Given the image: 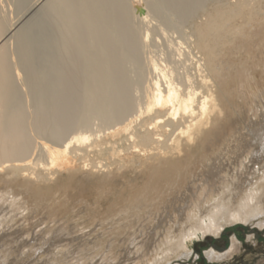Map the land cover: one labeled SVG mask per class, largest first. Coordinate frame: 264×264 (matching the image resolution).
I'll return each mask as SVG.
<instances>
[{
	"label": "bare ground",
	"instance_id": "obj_1",
	"mask_svg": "<svg viewBox=\"0 0 264 264\" xmlns=\"http://www.w3.org/2000/svg\"><path fill=\"white\" fill-rule=\"evenodd\" d=\"M36 1L0 0V44L12 35L11 28L21 20L22 10L33 9ZM261 1L243 0L225 11H215L216 15L207 13L206 20L193 24L191 31L181 40L170 30L174 33L180 30L182 23L198 12L205 0H49L37 16L34 14L29 20H23L27 22L15 31V45L4 43L6 45L0 52V184L5 185L3 190L0 189V264H28L25 261L26 246L19 240L20 235L9 238L13 235L10 222L20 215V198L10 184L14 180H28L25 178L31 175L29 171L22 173L10 168L16 165V161L21 164L24 159L29 161L34 157L33 154L37 156V138L47 137L60 144L58 142L67 133L74 132L70 131L72 128H88L90 119L96 115L105 123L113 124L109 127H115L114 132L121 128L128 130L144 113L153 114L152 128L164 131L168 130L167 127L172 128L166 142L161 139L164 147L159 142L164 151L153 154L156 158L155 162L153 160V175L159 172L172 175V171L180 170L186 164L194 146L204 148L214 139V131L227 114L221 97L225 72L217 61L220 48L226 50L230 44L235 46L244 34L243 29L254 19H264ZM133 2L135 7L143 9L139 16L131 7ZM4 7L13 9V12L15 9V15L12 12L13 16H4ZM149 38L163 43L165 47L161 43L157 45L166 49L163 48L164 56L159 58L161 53L158 58L157 54L148 57L146 41ZM24 87L33 96L31 101L29 94L32 111L23 105L26 91L21 93L20 88L24 90ZM138 90L142 93L136 92ZM134 92L137 96L142 95L133 98ZM263 112L260 110L254 115L247 131L238 130L227 138L224 148L213 158L205 157L204 170L187 177L185 205L180 206L178 216L169 215L167 221L168 216L162 217L149 227L158 238L144 264H167L174 257L189 256L194 239L208 234L217 236L229 225L240 222L264 228V147L261 144L253 147L257 140H253V135L257 134L256 131H264ZM259 115L263 117L256 121ZM257 125L262 128L255 129ZM109 127L107 130L110 131ZM101 132L97 134L100 136ZM75 133L59 145L62 156L55 157L53 150L48 154L50 161L47 165H73V158L69 155L71 146L83 144L91 136ZM35 160H31L33 164L35 162L34 168L39 162ZM146 165L150 167L151 163ZM138 174L137 178H140ZM141 175L144 177L145 171ZM142 233L146 234L144 230ZM230 241L227 251L218 252L211 248L206 251L207 257L211 261L231 257L238 251L240 242L236 236ZM140 243L142 241L138 243L137 237L130 239L135 251ZM53 261L55 264L60 262ZM98 262L90 263L104 264ZM42 263L47 261L42 260Z\"/></svg>",
	"mask_w": 264,
	"mask_h": 264
},
{
	"label": "rangeland",
	"instance_id": "obj_2",
	"mask_svg": "<svg viewBox=\"0 0 264 264\" xmlns=\"http://www.w3.org/2000/svg\"><path fill=\"white\" fill-rule=\"evenodd\" d=\"M226 1L227 3L225 4ZM240 1L243 0H205L198 12L190 20L188 19L182 23L181 31L175 30L176 33H174L173 30H170V33L172 35L174 34L173 36L175 38L177 37L181 40V37H185L191 31L193 24H199L206 20L207 13L211 12L213 15H216L218 10L219 12H222V10L225 11L228 7H234ZM223 2L224 4H222ZM261 2L264 8V0ZM47 4H49V0H37L36 6L34 5L33 9L29 11L23 9L24 13H28L24 14L22 10L19 18L21 20H18L12 26V35L0 44V52L7 43L12 46L15 45V31L27 22L23 20H29L34 14V16H37L36 14ZM135 5L133 2L131 7H134L136 15L139 16L143 9H140L142 7H135ZM3 10L5 11H2V14L6 17L8 14L9 16L10 14L13 16L15 13V9L13 12V9H9L8 7H4ZM263 20L260 18L254 19L249 27L243 29L244 34L235 46L230 44L226 50L220 48L221 54L218 55L217 61L225 72L221 97L225 106V113H227L226 117L223 123L218 126L219 128L214 131L212 135L214 139L209 141L204 148L201 145L194 146L193 148L195 149H191L193 157L190 155L186 164L184 166L182 165L179 168L180 170L172 171V175L164 172L153 175V169L155 168L153 164L156 161L154 160L156 158L153 154L156 155L164 151L163 147L165 144L163 142L165 143L168 139V134L172 128L167 127V131L158 127V130L154 127L152 128L151 117L153 114L149 113H144L137 119L138 121L136 120L134 124L132 123L130 125L131 127H128L130 130L127 128L129 131L121 128L116 132H114L115 127L114 129L113 127H109L113 124L105 123L97 115L93 116L90 119L88 128H77L81 131L75 129L76 127L72 128L70 131L74 132L71 134L70 132L67 133L65 138L58 142L60 144H56V142L51 141L47 137L50 141L46 140L45 137V139L43 137L42 139L37 138L40 145L39 147L37 145L38 143L35 144L39 150H35L36 153L38 151L37 156L33 154L34 157L28 158L29 161H26V158L24 159L25 161L23 160L24 163L19 164V161H16L14 163L16 164L15 166L9 167L11 171L15 169L20 170L22 173L23 171H29L28 174L30 173L29 176L31 175L29 178L28 175L27 177L25 176V179L28 180H14L10 184V187L13 188L15 194L20 198V215L10 222L13 235L9 238L20 235L19 240L23 241L24 246H26L25 261L28 264H43L42 260L47 261L46 264H55V261H53L55 259L61 262L59 264H87L88 262L96 263L99 260L98 263L103 262L104 264H130L132 261H129L130 258L134 260L131 264H144L147 255L151 256V252H153L151 247L153 242H156L158 238L154 230L149 227H151V224L157 223L162 217L168 216L166 218L167 221L169 220V215L178 216V212L181 209L180 206L185 205L183 198L187 195L185 183L187 177L193 174L198 175L201 170H204L203 164L206 160L205 157L213 158L224 148L227 138L233 136L238 130L247 131V125L251 119L255 118L254 115L260 110L264 111V103H262V100L264 102ZM182 32L184 34L183 36H181ZM149 39L146 41V53L148 57L157 54L156 56L158 58V55L161 53L159 58L164 56L163 53L166 49L163 43L153 42L154 40ZM157 43H161L165 50L163 48L160 49L161 45L158 44V47ZM154 47L156 48L154 49ZM159 50L164 51L161 52ZM156 56L153 57L156 58ZM20 87L23 88V86ZM22 88H20L21 93L26 91L24 93L25 95H23V105L26 109L32 111L33 102L30 103V99L33 101V96L29 93L31 95L30 98L27 87H24V90ZM242 88L244 89L242 90ZM136 92L141 91L138 90ZM136 92L133 93L132 97L140 98L142 92L139 93L140 96H137L135 94ZM244 92L246 97L244 96ZM262 117V115H259L256 121L261 120ZM107 126L111 128L110 131L107 130ZM102 128L106 130L104 131ZM256 128L259 129L262 127L261 125H257ZM75 132H81L82 134L88 133L91 136L89 138L90 140H87L83 144L76 143L71 146L69 155L73 158V165L65 167L47 165V162L50 161L48 154L53 150L54 152L52 153L56 155L55 157L62 156L63 151L60 146L67 136L76 135ZM97 132L98 134L101 132V135L99 136ZM256 133L253 135V140L257 139V142L255 141L253 147H258L260 144L261 147H264V131H256ZM155 138H158V140L156 141ZM161 139L163 141L162 143ZM159 142L163 146L161 147L162 150L160 149L161 144ZM99 145L102 146L101 149ZM72 148L73 150L77 149L73 152ZM145 153H147V157L144 156ZM34 158L36 162L39 161L35 168V162L33 164V161H31ZM48 158L49 160L47 161L46 159ZM136 158H139V161ZM150 158L152 161H150ZM142 159L144 160L141 162ZM41 162H44L43 165ZM147 163H151L150 167L146 165ZM23 164H25L24 167ZM140 164L143 165L141 166ZM123 165L125 166L123 167ZM146 168L148 169L146 170ZM144 171L145 176L143 177L141 174L144 175ZM146 171L148 174H146ZM36 173L38 174L36 175ZM136 174L140 175V178H137L139 176ZM111 175L113 178H110ZM128 179L130 180L129 183ZM149 179L151 182H149ZM139 182L141 183L139 184ZM4 188L5 185L0 184V189L3 190ZM142 230L146 234L142 233ZM233 236H236L240 242L239 249L236 253L224 260L211 261L207 257L206 251L211 248L218 252L227 251L231 246L230 240ZM133 237H137L138 243L140 240L142 241L137 246V251L134 249L136 247L133 248V245L130 244V239ZM26 240L28 241L26 242ZM148 242L151 245L150 243L147 245L146 243ZM224 247H227L226 250L218 249ZM40 252L41 254H39ZM126 254L127 256H125ZM141 256L144 257V260ZM109 259L110 262H108ZM112 259L114 260L112 261ZM125 261L128 262L126 263ZM167 264H264V228L255 226V224L251 225L240 222L229 225L217 236L208 234L206 237L194 239L191 243L189 256L180 255L174 257Z\"/></svg>",
	"mask_w": 264,
	"mask_h": 264
},
{
	"label": "water",
	"instance_id": "obj_3",
	"mask_svg": "<svg viewBox=\"0 0 264 264\" xmlns=\"http://www.w3.org/2000/svg\"><path fill=\"white\" fill-rule=\"evenodd\" d=\"M227 247H224V248H218L219 250H226Z\"/></svg>",
	"mask_w": 264,
	"mask_h": 264
}]
</instances>
